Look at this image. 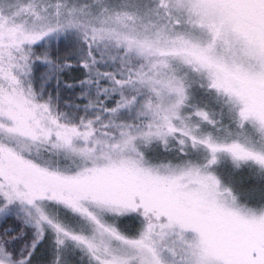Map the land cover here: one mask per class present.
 Returning <instances> with one entry per match:
<instances>
[{
	"label": "snow or ice",
	"instance_id": "1",
	"mask_svg": "<svg viewBox=\"0 0 264 264\" xmlns=\"http://www.w3.org/2000/svg\"><path fill=\"white\" fill-rule=\"evenodd\" d=\"M0 264H264V0H0Z\"/></svg>",
	"mask_w": 264,
	"mask_h": 264
}]
</instances>
